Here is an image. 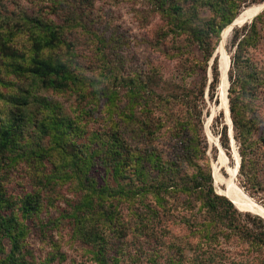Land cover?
Wrapping results in <instances>:
<instances>
[{
	"label": "rangeland",
	"instance_id": "374dc122",
	"mask_svg": "<svg viewBox=\"0 0 264 264\" xmlns=\"http://www.w3.org/2000/svg\"><path fill=\"white\" fill-rule=\"evenodd\" d=\"M261 4L264 0H0V130L12 132L11 149L0 152V215L9 216L0 221V264H13L9 255L24 256L27 264H97L98 241L89 233L107 221L98 209L114 204L112 224L117 218L128 221L132 189L128 177L116 180L95 165L101 200L100 207H89L72 173L80 160L71 155H80L91 140L108 134L113 118L129 112L139 83L138 95L156 112L157 129L146 142L157 154L179 152L183 135L195 161L211 172L218 194H225V179L234 177L264 206V10L237 24L226 42L232 123L222 105L219 54L224 26ZM40 21L61 29L52 46L42 41L50 38L38 29ZM246 36L239 78L233 60ZM40 58L64 61L77 80L63 90L49 87L32 73ZM233 116L250 138L236 140ZM128 128L140 134V128ZM244 152L246 168L240 172ZM250 177L262 188L253 187ZM55 242L62 261L49 256Z\"/></svg>",
	"mask_w": 264,
	"mask_h": 264
},
{
	"label": "trees",
	"instance_id": "16d2710c",
	"mask_svg": "<svg viewBox=\"0 0 264 264\" xmlns=\"http://www.w3.org/2000/svg\"><path fill=\"white\" fill-rule=\"evenodd\" d=\"M233 21L230 20L223 30ZM38 25L45 37L50 38L42 39L43 42L52 46L51 43L59 40L60 27L48 26L41 21ZM253 26L256 27V21ZM247 44V36L239 39L233 60V69L237 70L239 78L243 73L240 69ZM34 64L33 75L43 78L54 89L63 90L69 86V81L77 80L64 61L40 58ZM233 77H236L234 72L231 80ZM140 90L139 83L129 112L112 119L108 134L91 140L80 155L75 151L71 155L73 161L80 160V164L73 163L72 173L79 177V185L85 190L81 198L89 207L94 204L100 207L99 176L95 173V165L107 169L116 180L121 176L128 177L132 189L129 222H119L121 220L117 218L112 224L114 204L101 203L102 208L98 209L107 221L89 233L90 238L98 241L93 246L97 264H264V219L240 211L230 199L217 193L211 172L203 171L195 161L183 135L179 137V152H164L163 156L152 149L146 137L149 131L157 129L156 112L149 101L138 95ZM232 113L234 115V109ZM233 120L236 140L250 138L251 133L240 128L236 117ZM183 123L182 119L179 126ZM132 125L140 128V134H131L128 127ZM223 137L227 141L225 125ZM11 138L10 130H0V152L11 149ZM246 158V153H242L240 172L246 168ZM248 181L253 187L262 188L257 177H250ZM72 211V217L76 219L79 210L74 208ZM7 217L0 215V221H6ZM6 232L10 237L12 229ZM51 248L49 256L62 261L64 255L57 242ZM12 257L9 255L8 258L13 264H27L24 256L21 260Z\"/></svg>",
	"mask_w": 264,
	"mask_h": 264
},
{
	"label": "bare ground",
	"instance_id": "6f19581e",
	"mask_svg": "<svg viewBox=\"0 0 264 264\" xmlns=\"http://www.w3.org/2000/svg\"><path fill=\"white\" fill-rule=\"evenodd\" d=\"M264 8V4H261L256 7H252L248 9L246 14L242 17L235 20L231 25H229L222 33V41L219 47V54L221 56L220 60V70H221V91L223 95V106L228 110L229 122L232 123L230 118V110H229V103H228V91L230 87L229 82V75H228V67L230 62V57L226 50V42L229 38L230 34L232 33L233 29L239 23H244L247 21H251L255 16H257L262 9ZM232 135V131H231ZM234 140V139H233ZM240 161V159H238ZM227 182V189L224 191L226 196H229L231 200L236 204V206L243 210H248L263 216L264 218V207L252 199L247 193H245L235 182L234 177H230L225 179ZM224 194V195H225Z\"/></svg>",
	"mask_w": 264,
	"mask_h": 264
},
{
	"label": "water",
	"instance_id": "95a60500",
	"mask_svg": "<svg viewBox=\"0 0 264 264\" xmlns=\"http://www.w3.org/2000/svg\"><path fill=\"white\" fill-rule=\"evenodd\" d=\"M262 10H264V8L262 9ZM256 18V16L253 18V20ZM230 66H231V62H230ZM231 131H233V129L231 128ZM232 134H233V132H232ZM241 167V165L239 166V168ZM222 195V194H221ZM226 196V195H225ZM228 199H230L231 200V198H229L228 196H226ZM232 201V200H231ZM233 202V201H232ZM233 204L236 206V204L233 202ZM237 207V206H236ZM238 208V207H237ZM240 211H242V212H250V211H244V210H241L240 208H238ZM251 213H253V212H251ZM253 214H256V213H253ZM256 215H258V216H260V217H262L263 218V216H261V215H259V214H256ZM264 219V218H263Z\"/></svg>",
	"mask_w": 264,
	"mask_h": 264
}]
</instances>
